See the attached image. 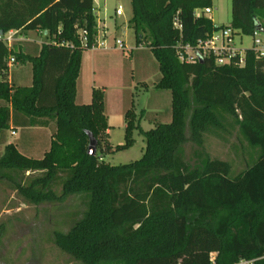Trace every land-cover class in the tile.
I'll use <instances>...</instances> for the list:
<instances>
[{
    "label": "trees",
    "instance_id": "trees-1",
    "mask_svg": "<svg viewBox=\"0 0 264 264\" xmlns=\"http://www.w3.org/2000/svg\"><path fill=\"white\" fill-rule=\"evenodd\" d=\"M131 4L137 42L147 33L159 64L155 88L171 94V121L153 120L145 131L146 112L139 115L130 104L126 143L113 150L104 91L94 89L90 104H77L83 53L97 44L94 0H0V31H39L48 40L40 47L25 42L27 48L20 44L17 51L0 41V134L18 115L22 127L52 132L41 158L6 145L0 170L29 173L16 189L34 205L88 195L87 209L72 228L55 234V245L82 264H264V59L248 49L243 66H218L212 58L182 63L179 42L196 45L219 29L209 17L195 16L212 0ZM262 19L264 0H232L237 34L262 32ZM11 58L31 66V87L9 81ZM233 128L255 151L235 174L230 161L205 148L208 137L226 141ZM136 131L146 142L140 160L111 166L98 154L127 150ZM91 139L95 155L89 154ZM3 233L1 226L0 239Z\"/></svg>",
    "mask_w": 264,
    "mask_h": 264
},
{
    "label": "rangeland",
    "instance_id": "rangeland-1",
    "mask_svg": "<svg viewBox=\"0 0 264 264\" xmlns=\"http://www.w3.org/2000/svg\"><path fill=\"white\" fill-rule=\"evenodd\" d=\"M95 5V11L101 20L98 31L102 38L97 43L103 47L100 50H88L83 53V75L79 86L83 95L86 92L89 94L92 87L105 92L107 116L112 126L107 143L115 150L117 146L126 143L125 100L128 105L132 104L135 107L137 114L146 112L147 115L142 119L141 127L148 131L154 127L152 119L156 118L157 112L163 114L171 112V94L155 88V83L161 77L159 64L148 48L150 41L147 39L148 34H143L145 39L142 43L137 42L136 32L130 24L133 18L131 0H95ZM119 7H122V17L116 15ZM212 7L213 13L208 17L214 25L219 28L230 27L232 0H212ZM19 36L20 34L16 36L17 41L13 43L16 51L22 43L18 40ZM105 36L107 41L104 43ZM260 37L264 38V34L260 33ZM27 38L39 43V47L48 42L45 34L39 31H29ZM116 41L124 42L129 49L142 48L145 51L132 56L130 50L116 49ZM235 43L244 51L252 47L253 37L237 35ZM23 48H26L25 43ZM13 65L15 86H29L28 80L18 81L17 76L32 78L31 66L25 65L19 59H16ZM156 93L161 95L158 101L154 96ZM81 100H84L83 97L79 98V102ZM4 104L0 100V106ZM48 131L50 132V128ZM12 132L13 129L9 128L0 134V159L5 153V143L17 144L18 140L26 138L29 133L19 127H15V135ZM48 138L44 135L42 144L44 140L49 142ZM133 138L134 143L127 150L110 153L99 151L98 154L103 156L104 161L111 166L136 162L143 157L146 142L138 131L134 133ZM205 148L212 157L230 161L233 164L232 174L244 170L255 157V151L246 144L235 128L227 136L226 141L208 137ZM192 151V146L188 144L186 146L188 157L191 156ZM22 153L27 155L25 152ZM27 180V174L0 170V227H4V233L0 239V264H82L55 245V234L67 233L72 228L87 209L88 195H74L64 204L34 205L16 189L18 183L26 184Z\"/></svg>",
    "mask_w": 264,
    "mask_h": 264
},
{
    "label": "built area",
    "instance_id": "built-area-1",
    "mask_svg": "<svg viewBox=\"0 0 264 264\" xmlns=\"http://www.w3.org/2000/svg\"><path fill=\"white\" fill-rule=\"evenodd\" d=\"M213 13V7L206 8L204 10H196L195 16L199 17L201 15L209 16ZM117 16H122L123 11L122 7H119L116 11ZM175 27L182 31V25L179 21V17L175 19ZM80 38L83 45H86L88 38L87 32L82 30L79 32ZM260 33L255 32L253 37V45L250 49H253L254 52L264 59V38L260 37ZM19 34V31H10L6 35L3 34L0 36V41L11 46L15 41H17L16 36ZM237 34L235 30L230 26L227 28H219L214 31L213 34L205 40H200L196 45L190 43H185L183 41L179 42L176 46V51L179 60L182 63L190 64L203 61L205 59L212 58L215 61V64L218 66H225L231 64H237L240 66L244 65L246 50L239 49L235 43V37ZM103 47L101 44H96L90 50H100ZM116 49L121 51L130 50L124 42L116 41ZM10 62L15 63V59L11 58ZM15 135V132H12ZM241 264H251V262H243Z\"/></svg>",
    "mask_w": 264,
    "mask_h": 264
},
{
    "label": "crops",
    "instance_id": "crops-1",
    "mask_svg": "<svg viewBox=\"0 0 264 264\" xmlns=\"http://www.w3.org/2000/svg\"><path fill=\"white\" fill-rule=\"evenodd\" d=\"M132 1V0H131ZM94 3H95V0H94ZM95 8H96V5H95ZM96 13V11H95ZM123 16V15H122ZM122 16H117V17H122ZM96 18H97V27L98 29L100 28V25H101V20H100V17L98 16V14L96 13ZM106 32V30H105ZM42 33V32H40ZM19 34H21L19 36V42H22L20 46L23 47V42H31V43H34L36 45H39V43L37 42H32L30 41L28 38H27V34H24L22 32H19ZM101 35L98 31V36H97V42L99 40H101ZM107 41V36H105V38L103 39V42L105 43ZM99 43V42H98ZM136 45H137V42H136ZM19 46V47H20ZM27 48V47H26ZM33 50V47H30V50ZM130 51L132 52L131 55L134 56V54H139V53H143L145 51V49H142V48H133V49H130ZM25 65L28 64V63H24ZM29 65V64H28ZM30 66V65H29ZM84 66V65H83ZM83 66H82V71H81V76L78 80V84H77V104H80V105H84V104H90L91 101H92V93H93V90L94 88L92 87V91H90V93L88 94L87 92L85 93V95H83V92L81 91V87L79 86V84H81V77L83 75ZM13 69H14V65L9 63V81L10 82H13L15 80V77L13 75ZM30 77V76H29ZM12 79V80H11ZM17 80L18 81H24V80H28L27 83H29L30 85L27 86V87H31L32 85V78H25L24 77H21L20 75L17 76ZM80 88V89H79ZM105 93V92H104ZM159 93H156L155 98L156 100L158 101V98H161V95H158ZM106 96V95H105ZM82 98L84 100H81V102H79V98ZM87 99H90V100H87ZM106 115H107V96H106ZM172 103V102H171ZM124 111L126 113L127 109L129 108L130 105H128V103L126 102L125 100V103H124ZM156 118L155 119H152L153 120H156V121H160L162 123H169L171 121V112L169 114H163L162 112H157L156 113ZM108 118V123H109V117L107 116ZM124 119H125V114H124ZM24 123V117L21 116V115H18V116H14L13 119L11 120V124H10V129H13V132H15V127H19V128H24L26 131H28L29 133L26 135L27 137L26 138H21L20 140L17 141V144H13L11 142H7L5 143L4 147H6V145H9V144H13L20 152H25L27 153L28 156L30 157H38V158H41L44 156V154L49 150L50 148V142H51V135H52V132L50 130V132L48 131L49 128L48 127H41V126H38V127H22L21 125H23ZM154 124V122H152ZM124 124H125V128H126V123H125V120H124ZM109 127L111 129V125L109 123ZM108 130V135L110 137V133H111V130ZM143 129V128H142ZM44 135L47 137H49L48 139L50 140L48 142H46V140L43 141V144H42V138L44 137ZM27 176H29V173H27Z\"/></svg>",
    "mask_w": 264,
    "mask_h": 264
},
{
    "label": "water",
    "instance_id": "water-1",
    "mask_svg": "<svg viewBox=\"0 0 264 264\" xmlns=\"http://www.w3.org/2000/svg\"><path fill=\"white\" fill-rule=\"evenodd\" d=\"M262 33L264 34V30L262 31ZM4 33L2 31H0V36H2ZM97 143L95 142V140L91 139V143L89 146V154L90 155H95L97 149Z\"/></svg>",
    "mask_w": 264,
    "mask_h": 264
}]
</instances>
